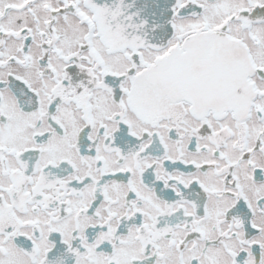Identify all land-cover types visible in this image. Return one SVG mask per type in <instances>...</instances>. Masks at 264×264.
<instances>
[{
  "label": "snow or ice",
  "instance_id": "obj_1",
  "mask_svg": "<svg viewBox=\"0 0 264 264\" xmlns=\"http://www.w3.org/2000/svg\"><path fill=\"white\" fill-rule=\"evenodd\" d=\"M0 264H264V0H0Z\"/></svg>",
  "mask_w": 264,
  "mask_h": 264
}]
</instances>
